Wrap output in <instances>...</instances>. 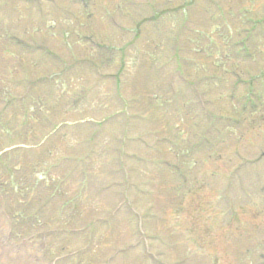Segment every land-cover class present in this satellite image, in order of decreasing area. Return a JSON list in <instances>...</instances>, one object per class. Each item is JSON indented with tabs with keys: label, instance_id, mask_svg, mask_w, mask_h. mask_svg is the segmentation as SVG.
<instances>
[{
	"label": "rangeland",
	"instance_id": "obj_1",
	"mask_svg": "<svg viewBox=\"0 0 264 264\" xmlns=\"http://www.w3.org/2000/svg\"><path fill=\"white\" fill-rule=\"evenodd\" d=\"M156 12L162 15L153 24ZM263 17L264 0H0V152L24 148L0 157V264H48L60 250L58 264H153L140 245L133 248L139 221L129 207L143 217L158 264H264ZM182 20L189 22L181 28ZM90 32L108 48L86 42ZM11 37L35 49L21 50ZM244 38L250 56L236 45ZM39 46L67 63L89 61L31 92L35 80L63 69ZM123 101L130 109L120 117ZM44 114L73 126L47 136L53 127ZM90 116L110 119L97 131L75 127ZM63 157L72 160L58 161ZM15 165L23 167L19 178L41 176L43 189L9 199ZM172 166L186 170L187 182ZM50 192L58 195L41 208ZM68 200L74 208L62 209ZM23 207L32 234L65 232L50 235L38 263L33 252L9 248L4 217ZM32 221L42 227L32 229ZM118 250L123 254L111 257Z\"/></svg>",
	"mask_w": 264,
	"mask_h": 264
},
{
	"label": "trees",
	"instance_id": "obj_2",
	"mask_svg": "<svg viewBox=\"0 0 264 264\" xmlns=\"http://www.w3.org/2000/svg\"><path fill=\"white\" fill-rule=\"evenodd\" d=\"M10 189H13V191H15V188L12 186V188H10L9 187V190ZM20 190H22V189H18V192L20 191ZM24 208V207H23ZM27 215V209L26 208H24L22 211L20 210V211H18V214H13V219L15 220V221H17L16 220V217L17 218H19V219H21V223H19V224H17L18 222H15V226L16 227H18V229H19V231H14V229H13V236H15V237H17V239H23V231H24V233L26 232L27 233V235H28V233H30V231H27L26 229H25V227L27 226V225H24V223H23V218L25 217ZM36 220H37V218H35ZM28 224V223H27ZM30 225H31V228L32 229H36V228H41L42 227V225H41V222L40 221H32V223H29ZM26 235V236H27ZM26 236H24V237H26ZM32 240H34V241H36V239H32Z\"/></svg>",
	"mask_w": 264,
	"mask_h": 264
}]
</instances>
